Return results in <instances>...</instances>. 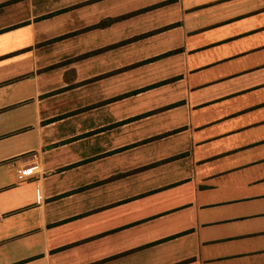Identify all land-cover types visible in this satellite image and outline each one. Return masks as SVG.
Here are the masks:
<instances>
[{
	"label": "crops",
	"instance_id": "0c3cea01",
	"mask_svg": "<svg viewBox=\"0 0 264 264\" xmlns=\"http://www.w3.org/2000/svg\"><path fill=\"white\" fill-rule=\"evenodd\" d=\"M0 264H264V0H0Z\"/></svg>",
	"mask_w": 264,
	"mask_h": 264
},
{
	"label": "built area",
	"instance_id": "2783aa9c",
	"mask_svg": "<svg viewBox=\"0 0 264 264\" xmlns=\"http://www.w3.org/2000/svg\"><path fill=\"white\" fill-rule=\"evenodd\" d=\"M32 168L33 167H24V168L18 170V177L21 178L23 176L30 174Z\"/></svg>",
	"mask_w": 264,
	"mask_h": 264
}]
</instances>
